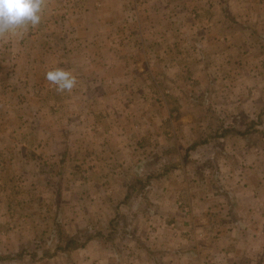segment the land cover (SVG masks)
<instances>
[{
    "label": "rangeland",
    "instance_id": "1",
    "mask_svg": "<svg viewBox=\"0 0 264 264\" xmlns=\"http://www.w3.org/2000/svg\"><path fill=\"white\" fill-rule=\"evenodd\" d=\"M114 1L109 8L96 2L100 12L88 21L95 61L102 60L104 45L111 47V60L118 61L112 51L123 42L136 47L144 41L168 47L171 54H146L152 63L143 82L113 79L94 87L110 93L109 119L103 109L93 117L83 110L71 113L84 101L80 88L61 94L53 84L31 86L13 46L21 40L14 33L0 37V264H166L170 251L155 245L177 226L171 227V214L152 193L153 183L171 180L190 166L213 172L215 159L229 151L214 145L222 141L253 143L256 147L235 151L264 157L263 113L258 108L248 117L245 107L238 111L253 88L246 80L264 77V37L241 33L246 22L233 16L232 0H223L220 14L208 0H163L152 11L148 0ZM59 7L55 4L46 15L59 16ZM72 7L77 8V0ZM145 10L155 16L142 20ZM45 13L43 7L41 17ZM200 28L209 48L223 49L195 53L190 62L196 65H187L188 54L178 47L180 42L189 47L202 43L190 34ZM205 55L209 66L197 70ZM121 56L139 58L134 52ZM167 59L184 65L180 80L162 79L168 66L155 64ZM254 84L262 93L260 82ZM118 125L120 132L113 127ZM124 186L125 198L103 200L104 191ZM72 237L85 246L62 251Z\"/></svg>",
    "mask_w": 264,
    "mask_h": 264
},
{
    "label": "crops",
    "instance_id": "2",
    "mask_svg": "<svg viewBox=\"0 0 264 264\" xmlns=\"http://www.w3.org/2000/svg\"><path fill=\"white\" fill-rule=\"evenodd\" d=\"M74 1L76 0H46L44 3L46 13L41 17L38 28L16 30L14 35L22 42L21 45H17L16 41L13 42V46L17 49L15 52L19 54V69L27 71L26 78L35 88L39 85H52L46 79L48 71L62 69L70 72L76 78L73 89L80 88L86 92L82 95L84 101L75 108L72 106L71 113L75 114V111L83 110V112H90L93 117L99 115L103 109V113L109 119L107 116H110V93L105 95L101 88L94 90V87L101 81L106 84L113 79L118 84H127L131 79H134V82H143L146 65L152 63L147 60L146 54L157 53L161 50L171 54V51L164 46L146 45L144 41L142 45L137 44L136 47L123 42L115 46L112 51L119 55L118 61L111 60V47L108 45H104V49L101 46L99 53H102L100 54L102 60L95 61L93 53L96 44L93 45V41L90 42L92 31L89 29L88 21H93L96 13L100 12L95 8L96 2H101L105 8L106 6L109 8L110 4L115 1L77 0V8L72 7ZM162 1L148 0L147 7H151L150 11L156 10L155 5L160 6ZM202 1L206 2V0ZM208 1L217 5L218 14H220L219 10L223 6V0ZM232 2L234 4L233 16L237 21L246 22L245 29H242L241 33L249 37H264V0H232ZM66 3L72 6L67 7ZM55 4L59 5L62 11L59 16L52 18L46 14L49 11L52 12ZM63 6L67 8L65 12ZM147 11L142 13V15L145 13L141 17L142 20L146 15L155 16L153 12ZM198 12L201 13L200 10ZM67 13L68 15H63ZM101 13L104 14V11ZM203 19H206V15ZM216 30L220 31V29ZM205 32L201 28L190 32V34L196 33L193 37L203 40L198 45L194 44L189 47L180 42L181 46L178 50H184L188 54L187 65L191 63L192 66L196 65L190 62L193 61L190 58L195 53L203 54L207 51L208 54L222 51L221 45L218 46L219 50L217 47L209 48L206 45ZM236 32L240 33L238 30ZM142 35L143 32L141 40ZM161 37L165 35L161 34ZM128 52H134L139 58L129 60L121 56ZM176 62L169 59L156 61L155 66L164 64L168 66L169 72L166 76H162V79L174 82L182 78L183 69L181 68H184V65L178 59ZM252 65L259 68L258 64ZM207 66L209 63L205 55L204 65L197 70L201 71ZM157 75L156 73L155 76ZM246 81L247 84H252L253 88L251 93L247 94L248 103L245 106L239 105L238 111L245 107L247 116L253 117L259 108V112L264 115V77L249 78ZM254 82L258 84L260 82L262 93L258 92V88L255 90ZM96 91L101 94L98 96ZM64 92L56 91L61 94ZM79 92L76 93L79 94ZM80 99L81 97H76L78 104ZM178 100L180 101V98ZM65 111H67L66 108ZM113 127L117 132L121 131L118 128L119 125ZM114 129L109 130L113 132ZM214 145L229 151L223 152V155L215 159L213 172H207L209 168L205 171H194L190 166L183 168L182 174L179 171L174 173L171 180L161 182L158 179L153 183L155 191L152 193H156L157 200H163L162 210L171 214L168 216L171 227L177 226L176 231L167 233V239L164 238L165 242L160 238L155 247L170 251L166 254V264H264L262 257L264 248V231H262L264 229V157L262 160L256 159L248 151L239 154L235 151L238 148L248 150L250 147H256L255 144L251 146L249 142L222 141ZM231 148L234 151L230 150ZM136 159L134 161L138 162L140 157L137 161ZM109 180L111 183H118V180L111 177ZM103 195V200L108 201L118 196L125 198L127 186H124L122 190L111 188L104 191ZM153 198H155L154 195ZM179 228L181 231H178Z\"/></svg>",
    "mask_w": 264,
    "mask_h": 264
},
{
    "label": "clouds",
    "instance_id": "3",
    "mask_svg": "<svg viewBox=\"0 0 264 264\" xmlns=\"http://www.w3.org/2000/svg\"><path fill=\"white\" fill-rule=\"evenodd\" d=\"M44 2L45 0H0V37L13 34L21 28L38 25ZM46 79L56 86L57 92H71L76 84V78L62 69L48 71Z\"/></svg>",
    "mask_w": 264,
    "mask_h": 264
},
{
    "label": "trees",
    "instance_id": "4",
    "mask_svg": "<svg viewBox=\"0 0 264 264\" xmlns=\"http://www.w3.org/2000/svg\"><path fill=\"white\" fill-rule=\"evenodd\" d=\"M59 236L60 238L63 240V234L61 233V231L59 232ZM85 246V243H79V241L77 239H75L74 237L70 238V239H66L65 240V245L63 246V248H60L62 251L64 252H69L71 250H77V249H81Z\"/></svg>",
    "mask_w": 264,
    "mask_h": 264
},
{
    "label": "built area",
    "instance_id": "5",
    "mask_svg": "<svg viewBox=\"0 0 264 264\" xmlns=\"http://www.w3.org/2000/svg\"><path fill=\"white\" fill-rule=\"evenodd\" d=\"M262 257L264 258V248H263V251H262Z\"/></svg>",
    "mask_w": 264,
    "mask_h": 264
}]
</instances>
